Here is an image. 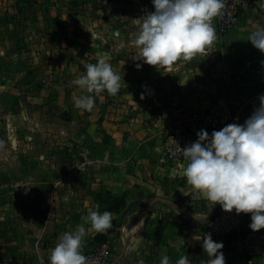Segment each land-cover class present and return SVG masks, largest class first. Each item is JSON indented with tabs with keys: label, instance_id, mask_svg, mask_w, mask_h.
Instances as JSON below:
<instances>
[{
	"label": "crops",
	"instance_id": "1",
	"mask_svg": "<svg viewBox=\"0 0 264 264\" xmlns=\"http://www.w3.org/2000/svg\"><path fill=\"white\" fill-rule=\"evenodd\" d=\"M248 1L236 29L157 70L134 59L152 0H0V264H50L63 234L81 224L83 254L103 245L106 264H160L165 255L207 264L202 233L218 204L187 183L185 159H165L163 142L176 117H214L211 135L259 106L264 53L248 37L264 27V0ZM244 57L255 70L227 85L223 69L242 74ZM100 59L121 77L120 91L78 109L88 93L73 81ZM93 211L113 213L107 234L84 223ZM250 223L244 214L236 231L213 240L225 264H264V229Z\"/></svg>",
	"mask_w": 264,
	"mask_h": 264
},
{
	"label": "clouds",
	"instance_id": "2",
	"mask_svg": "<svg viewBox=\"0 0 264 264\" xmlns=\"http://www.w3.org/2000/svg\"><path fill=\"white\" fill-rule=\"evenodd\" d=\"M226 3L227 0H152L154 11L144 16L133 41L139 49L134 59L157 70L191 61L215 41L212 21L221 15ZM248 41L264 53V27L252 31ZM136 67L139 70L142 65L137 63ZM85 68L86 72L73 83L88 94L74 103L78 109L91 111L95 94L119 93L121 77L104 59L86 64ZM197 137L194 143L180 148L186 161L187 183L213 206L219 204L224 212L251 214L249 228L253 232L264 229V96L259 97V106L242 125L229 124L211 135L201 130ZM112 216L110 211H93L83 220L96 233L107 234L113 226ZM195 219L199 222L196 216ZM86 235L83 224L64 233L51 250L50 264H89L83 254ZM202 247L207 264H225L222 242L205 234ZM160 264H171L170 257L163 256ZM175 264H190V260L185 255Z\"/></svg>",
	"mask_w": 264,
	"mask_h": 264
},
{
	"label": "built area",
	"instance_id": "3",
	"mask_svg": "<svg viewBox=\"0 0 264 264\" xmlns=\"http://www.w3.org/2000/svg\"><path fill=\"white\" fill-rule=\"evenodd\" d=\"M249 7L248 0H227L221 15L216 17L212 24L219 37L233 31L240 24V17ZM255 70V62L249 57H244L239 65V72L231 68H224L221 78L229 85L232 82H242L241 75L248 76ZM217 126L216 119L211 116L195 115L190 119L176 117L165 132L163 142L164 157L171 163H178L184 160L182 150L197 140V133L201 130H213ZM181 148V149H180ZM244 214L237 215L235 210L231 213L224 212L221 206H216L213 218L206 224L202 233L211 235L213 240L221 239L236 231L241 224ZM89 264H106L108 261L107 248L98 246L85 254Z\"/></svg>",
	"mask_w": 264,
	"mask_h": 264
},
{
	"label": "trees",
	"instance_id": "4",
	"mask_svg": "<svg viewBox=\"0 0 264 264\" xmlns=\"http://www.w3.org/2000/svg\"><path fill=\"white\" fill-rule=\"evenodd\" d=\"M69 42V45L70 46H73L74 48L78 49L79 45L75 42V41H72V40H68ZM80 55V54H79Z\"/></svg>",
	"mask_w": 264,
	"mask_h": 264
},
{
	"label": "rangeland",
	"instance_id": "5",
	"mask_svg": "<svg viewBox=\"0 0 264 264\" xmlns=\"http://www.w3.org/2000/svg\"><path fill=\"white\" fill-rule=\"evenodd\" d=\"M2 133H3V132L0 131V137L2 136Z\"/></svg>",
	"mask_w": 264,
	"mask_h": 264
}]
</instances>
